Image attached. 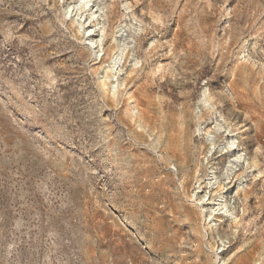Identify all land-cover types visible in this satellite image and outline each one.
<instances>
[{
  "label": "rangeland",
  "instance_id": "374dc122",
  "mask_svg": "<svg viewBox=\"0 0 264 264\" xmlns=\"http://www.w3.org/2000/svg\"><path fill=\"white\" fill-rule=\"evenodd\" d=\"M77 1L0 0V264H264V0Z\"/></svg>",
  "mask_w": 264,
  "mask_h": 264
},
{
  "label": "bare ground",
  "instance_id": "6f19581e",
  "mask_svg": "<svg viewBox=\"0 0 264 264\" xmlns=\"http://www.w3.org/2000/svg\"><path fill=\"white\" fill-rule=\"evenodd\" d=\"M94 7V9H93ZM71 11H73L74 15H76V18H78V20L81 22V18L83 17L82 13L87 11V13L89 14L88 19L92 20L93 18H97V17H102L103 16V9L96 3H93V0H78L77 2H74L73 5L69 8L68 13H71ZM87 20V19H86ZM85 23V22H84ZM98 22H96L95 24H90L88 26H86L85 31L87 32L88 37V41L90 43V45L93 48H102V36L99 35L97 37V35H94L95 33V25ZM100 23V22H99ZM97 29V26H96ZM99 29V28H98ZM99 31V30H98ZM97 38H96V37ZM121 48H124L123 46ZM101 51V50H100ZM97 53V50H96ZM122 58V52L120 51L118 53V56L115 55L113 61H112V65L116 66L118 65V63L120 62ZM239 156H236L235 160H237ZM231 160V164H232ZM232 165H227L225 168V172L230 171ZM225 194V193H224ZM218 205L220 206L219 209H222V213L224 214V216H226L227 213H229V211L227 210V204H226V199L225 196L222 195L220 198H218Z\"/></svg>",
  "mask_w": 264,
  "mask_h": 264
}]
</instances>
